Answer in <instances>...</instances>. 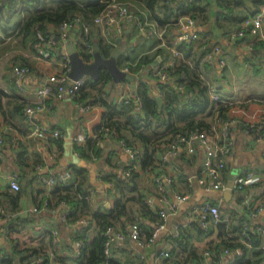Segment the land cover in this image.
Returning <instances> with one entry per match:
<instances>
[{
  "label": "crops",
  "instance_id": "0c3cea01",
  "mask_svg": "<svg viewBox=\"0 0 264 264\" xmlns=\"http://www.w3.org/2000/svg\"><path fill=\"white\" fill-rule=\"evenodd\" d=\"M51 1L57 0H41L40 3L0 0V128L5 137V143L0 145V200L7 211V215L0 218L1 255L12 264H23V250L51 249L52 231L55 230L58 232L59 248L55 250L53 264H77L79 252L76 243L82 239L86 227L73 221L65 223L59 212L44 208L46 201L54 207L61 197L68 196L69 207L73 206L71 200L89 199V206L84 211L81 206L76 208V219L85 216L90 219L85 235L88 241L99 230L93 213L99 209L115 208L112 214L114 239L110 250L111 259L119 264H155V257L160 252H165L164 264H236L242 255L245 256L243 261L258 259L254 264L262 263L264 231L259 233L257 230L264 227V180L242 189L207 191L200 179L203 149L196 148L192 152L181 149L176 157L163 162L161 153L172 133L164 122L154 119L153 125L138 130L154 142L153 160L146 164L142 160L137 163L132 176L125 174L130 160L115 133L100 137L98 153H93L87 142H75L74 138L79 134H84L88 140H96L94 136L105 119L118 122L122 133L131 137L129 128L132 126L128 117L144 113L130 82L114 83L109 79L107 84L103 81L92 84L93 79L85 76L86 82L75 98L66 96L57 99L52 96L47 100V110L35 114L32 120L24 117L25 106L34 101L33 90L48 83L50 76L60 72L58 62L62 55L67 54L65 45L71 42L79 52L82 51L77 42L83 35L77 28L70 30L67 39L62 41L58 27L48 25L45 36L52 41L49 44L53 56L51 61L39 59L37 49L40 44H35L32 36L24 37L18 32L29 12ZM120 1L128 2L148 26L162 28L142 2ZM202 2L206 10L202 13L198 30L200 37L179 48L181 56L177 57V74H172L163 82L155 77L154 68L160 63H168L173 57L171 49L162 46L156 37H145L133 24L127 26L121 36L107 34L101 26L92 25L89 37L93 46H99V42L102 46H110V54L119 49L123 51L117 59L120 68H129L130 73L136 75L137 86L144 82L152 96L161 97L159 109L164 104L159 83L172 87H176L177 83V91L180 92L177 106H183L196 97L198 87L194 85L195 81L205 86L208 82L215 83L220 95L230 102H213L207 93L210 105L204 111L191 115L190 120L210 126L218 117L230 116L242 121L232 126L229 133L232 149L226 159L228 180L232 182L247 173L264 174V138H260L264 128V44L250 32L244 37H233L243 19L260 11L264 4L260 5L256 0ZM262 28L264 30V19ZM172 32L169 29V33ZM118 39H121L120 42ZM215 47L219 50L213 60L202 62L204 55ZM143 56L153 59V62L141 64L140 69L133 72ZM16 64L31 68L21 94L25 105L17 101L20 94L10 79L11 67ZM125 97L135 102L136 106L130 111L122 106ZM33 122L58 128L62 137L48 141L29 137ZM187 122L177 119V132H187ZM251 123L259 125L250 131L248 125ZM14 135L23 138L13 143ZM132 141L143 155L144 145L134 137ZM152 148L149 150L152 151ZM66 170L72 172V178L52 188L47 189L37 180L39 175L48 177ZM163 173L175 176V181L167 188L169 199H174L176 194L188 197L170 214L166 228L159 232L152 244L142 248L131 237L132 226L138 224L142 239L155 229L163 203L158 199L154 178ZM13 174L19 175L22 192L15 202L10 201V196L18 192L9 188V177ZM79 182L84 193L78 190ZM118 200L120 203L115 207ZM244 200L253 206L260 203L263 210L252 216ZM203 202L218 205L228 222L211 221L208 230H204L190 213L194 205ZM34 208L38 210L34 211ZM241 220L249 223L250 232L259 234L260 246L254 247L249 240L243 242L238 230ZM225 250L228 252L225 253ZM140 254L145 256L143 260Z\"/></svg>",
  "mask_w": 264,
  "mask_h": 264
},
{
  "label": "built area",
  "instance_id": "2783aa9c",
  "mask_svg": "<svg viewBox=\"0 0 264 264\" xmlns=\"http://www.w3.org/2000/svg\"><path fill=\"white\" fill-rule=\"evenodd\" d=\"M104 4L103 10L92 16L89 20L83 19L81 16L74 17L71 21L65 22L58 27L59 37L62 41H65L68 36V32L77 28L82 32L83 37L78 40L77 45L82 48L80 54H92L93 45L89 37L91 26H101L107 34H116L121 36L125 32V28L129 25H134L140 34L145 37H156L162 46H166L171 49L173 59L168 63H160L154 68V75L160 81H166L177 68V57L181 56L180 47L188 45L199 39V26L202 23V19L199 16L184 15L179 17L176 21L168 23L166 26L156 29L152 26H148L139 13L132 10L129 7L128 2H122L120 0H99ZM264 19V6L261 10L244 18L241 22V27L234 34L233 37H244L248 32L252 33L255 38L264 44V30L262 28ZM169 28H172L173 32L169 33ZM168 34V35H167ZM39 40V47L37 49V57L41 60L51 61L52 50L49 49V44L52 41L43 33H37ZM219 50L215 47L213 50L207 52L202 62H211L215 53ZM83 57V55H82ZM85 60V59H84ZM90 62L91 60H85ZM58 64L60 65V72L56 75H52L48 79V83L38 86L33 90L34 101L27 104L24 108L23 115L25 118L32 120L33 116L37 113L43 112L48 109L47 100L54 96L57 99H63L66 96L75 98L80 91L81 87L85 84V76L79 80H71L69 73L71 70V62L68 54L62 55ZM126 72H130L129 68L122 69ZM31 72V68L27 65H13L10 71V79L15 85L18 93L17 100L24 102L22 92L24 91V84ZM68 85V86H67ZM207 93L211 100L216 103L228 104L230 101L222 97L219 93L218 86L215 83H207ZM129 97H125L124 101L128 103ZM242 121L230 117H218L214 124L209 129L193 132L189 134H176L171 135L166 142L163 152L161 153V160L167 162L171 157H176L181 149H186L189 152L194 151L196 148H202L204 151V159L202 163V169L200 172V179L205 184V189L210 190H227L231 187L228 186L230 179L227 176V156L232 149V140L230 138V129L236 124H241ZM259 124L251 123L248 125L249 130L253 131ZM115 133L113 129L104 127L98 134L94 136L96 139V145L100 144V137ZM29 137L39 138L45 141L60 139L62 132L58 128H51L45 124H39L33 122V129L29 134ZM22 136H12L13 143H17L22 140ZM260 138H264V128L260 133ZM87 136L84 134L77 135L74 140L77 144H81L87 141ZM5 143V137L2 129L0 128V145ZM128 157L129 167L125 174L131 176L132 172L137 169L138 156L140 153L139 148L127 145L123 140H120ZM73 174L70 170L59 174H52L48 177L39 175L37 177L38 182H41L47 189L52 188L56 184H62L72 178ZM264 180V174L261 173H247L242 176H238L232 180V189H242L244 187L258 184ZM158 199L163 203V207L158 211V220L156 227L153 230L152 237L149 241H145L141 238L140 228L138 224L132 226L131 237L142 248L152 244L159 232L166 228L169 216L171 213L177 210L178 204L184 202L187 199L186 194H176L174 199H169L167 196V188L175 181V176L172 174H159L154 178ZM191 186V182L189 183ZM9 188L14 191H20V177L17 174H13L9 177ZM244 204L249 209V213L253 216L259 214L263 207L260 203L256 205L250 204L248 200H244ZM44 208H51L53 212H59L61 220L65 223L72 222L69 218L70 208L66 202H61L54 207L46 201ZM37 211V208L33 209ZM191 215L196 218L200 226L204 230H208L209 222L222 223L228 222L220 211V208L216 204L210 202H203L198 205H194L190 211ZM7 211L5 206L0 200V218L5 217ZM75 224L88 227L90 219L88 217H80L73 221ZM240 237L243 242H248L250 237V226L246 220L239 221ZM264 231V227L258 228L257 232ZM108 240L105 243L104 255L107 258L111 256V243L114 239L112 236V229L106 230ZM52 245L50 250H38L32 252L30 257L23 260V264H53L55 261V250L59 248L58 232L52 231ZM121 238H124L123 236ZM248 245V244H246ZM77 251L83 247V241L80 239L76 243ZM264 251V246L262 247ZM228 251L225 250V253ZM208 254V253H207ZM140 258H145L144 254H140ZM165 252H160L155 257V264H164ZM0 264H7L3 260V256L0 253ZM100 264H107V262H101ZM260 264H264V261Z\"/></svg>",
  "mask_w": 264,
  "mask_h": 264
},
{
  "label": "trees",
  "instance_id": "16d2710c",
  "mask_svg": "<svg viewBox=\"0 0 264 264\" xmlns=\"http://www.w3.org/2000/svg\"><path fill=\"white\" fill-rule=\"evenodd\" d=\"M28 1H35L36 3H40L41 0H28ZM142 2L146 8L151 13L152 18L158 25L161 27L166 26L168 23H172L176 21L179 17L184 15H192V16H199L202 19V13L205 12L206 6L203 4L202 0H134ZM260 5L264 4V0H256ZM104 8V4L100 3L99 0H57L51 1L50 4L44 5L41 8L35 9L23 19L20 27L19 33L23 34L24 37L32 36L34 39L35 44H39V40L37 38V33L41 32L44 35L47 33V28L49 24H53L59 27L61 24L65 22L71 21L76 16H81L85 20H89L92 16L99 14ZM259 11V10H258ZM256 13V11L254 12ZM172 29V28H169ZM100 51L105 56H110L109 49L111 48L108 45L102 46L99 42ZM83 58L85 60H90L92 58V54H85L83 53ZM81 55V56H82ZM152 60V61H151ZM153 62V59H149L147 56H143L134 71L136 72L140 69L141 64H147ZM149 63V64H150ZM173 74H177V68ZM110 77L106 72L101 73V77L98 81H92V84H97L100 81L106 82L109 81ZM177 82V81H176ZM175 82V83H176ZM184 82V81H182ZM194 85L198 87V94L196 97L191 101H188L183 106H177V101L180 99V92L177 91V83L176 87H172L169 84L159 83V89L161 91V95L164 99V104L161 109H159V104L157 98L152 96L149 92V86L141 82L138 84L137 89L135 91V99L139 101V107L144 115L141 113L135 114L134 116L128 117L129 122L131 124L130 136L122 133L121 125L114 121L112 122L110 119H105L103 125L99 126L97 129V134L100 130L104 127H108L115 131V135L120 140H123L127 145L137 147L135 143L132 141V137L137 139L144 145L145 151L144 154L141 155L139 153L138 156V163L143 161V164H146L148 161L153 160V153H154V142L150 140L148 136H146L143 132H139L138 130L141 129L143 126L153 125L152 119L158 122H164L169 129H171L172 135L176 134H189L193 132L202 131L204 129H209L210 124H205L204 122H197L195 123L193 120L191 121V115L195 113H199L207 109L210 105V100L207 95V86L203 85L199 81H195ZM18 101V100H17ZM20 102V101H18ZM105 105L108 106L106 102ZM21 105H25V103L21 102ZM122 106L126 111H130V109L134 108L135 102L131 98L128 103L125 101L122 102ZM179 120H187V127L188 131H178L175 122ZM174 121V122H173ZM174 133V134H173ZM171 136V135H170ZM87 142V143H86ZM85 143L89 148L93 150V153H98V146L96 145V140L91 141L88 140ZM167 142V141H166ZM150 147L152 151L149 150ZM141 152V150H140ZM81 171V170H79ZM135 171L132 172L131 176ZM82 183H78V190H82L81 187ZM83 192V190H82ZM21 191H18L15 195L10 196V201L15 202ZM84 193V192H83ZM86 195V194H85ZM70 199L68 196L61 197L59 201H57L56 205L61 202H69ZM73 202V206H70V214L69 218L71 221L76 220V208L77 206H81L83 211L86 207L89 206V199L87 197L80 198V200H71ZM51 205V203L48 201ZM120 200L115 203V207L119 205ZM70 205V204H69ZM115 212V208L113 209H99L93 213V219L96 221L98 225V233L97 235L90 241L86 240V231L87 227L81 235L83 241V247L79 251V257L77 258V264H100L101 262H107V264H119L118 262L114 261L110 258H107L104 255L105 243L108 240V236L106 235V230L108 228L112 229L113 221H112V214ZM238 230L240 231V227L238 225ZM153 230L151 233L143 240L149 241L152 237ZM249 241L254 247H258L261 245V238L258 233L256 232H249ZM25 251L23 260L27 257H30L32 252H35V249H27ZM20 252V251H19ZM245 256L242 255L237 260L236 264H254L257 260H246L243 261ZM3 260L7 264H12L11 261L3 257ZM22 260V261H23Z\"/></svg>",
  "mask_w": 264,
  "mask_h": 264
},
{
  "label": "water",
  "instance_id": "95a60500",
  "mask_svg": "<svg viewBox=\"0 0 264 264\" xmlns=\"http://www.w3.org/2000/svg\"><path fill=\"white\" fill-rule=\"evenodd\" d=\"M120 40L121 39H118V42H120ZM65 49L71 62V70L69 73L71 80L76 81L84 76H89L94 81H98L101 77V73L106 72L109 75L111 81L114 83H119L123 80L130 82L133 93H135L137 88L136 75L122 70L117 62V59L123 52L121 49L114 51L112 54H110V56L105 57L101 53L99 46L94 44L93 59L90 62L84 60L73 43H67L65 45ZM156 98L158 104L161 105V97L157 96ZM228 186L232 188L233 183L230 182ZM114 236L117 237L116 234H114Z\"/></svg>",
  "mask_w": 264,
  "mask_h": 264
},
{
  "label": "rangeland",
  "instance_id": "374dc122",
  "mask_svg": "<svg viewBox=\"0 0 264 264\" xmlns=\"http://www.w3.org/2000/svg\"><path fill=\"white\" fill-rule=\"evenodd\" d=\"M58 52V54H60V52L59 51H57ZM109 81H106V84L108 83ZM171 130V129H170Z\"/></svg>",
  "mask_w": 264,
  "mask_h": 264
}]
</instances>
